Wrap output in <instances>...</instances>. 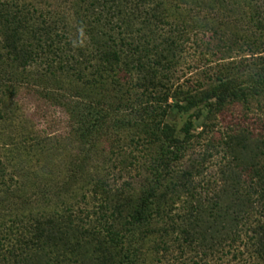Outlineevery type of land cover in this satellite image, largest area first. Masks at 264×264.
<instances>
[{"label":"trees","instance_id":"16d2710c","mask_svg":"<svg viewBox=\"0 0 264 264\" xmlns=\"http://www.w3.org/2000/svg\"><path fill=\"white\" fill-rule=\"evenodd\" d=\"M49 1L0 0V264H144L148 248L160 260L169 234L204 254L227 246V264L244 254L264 264V162L259 171L252 162L246 171L225 167L221 194L207 203L192 185L198 161L183 164L199 137L190 131L193 118L210 131L218 115L264 97V7L258 0ZM192 30L229 33L221 43L228 48L238 31L255 34L261 49L171 91ZM22 90L66 114L59 160L46 145L51 137L26 125ZM169 94L173 104L162 105ZM191 109L177 130L173 119ZM231 130L229 149L253 145L246 126ZM31 153L40 158L34 166ZM116 177L120 185L111 183Z\"/></svg>","mask_w":264,"mask_h":264},{"label":"rangeland","instance_id":"374dc122","mask_svg":"<svg viewBox=\"0 0 264 264\" xmlns=\"http://www.w3.org/2000/svg\"><path fill=\"white\" fill-rule=\"evenodd\" d=\"M49 2L57 5L56 1L51 0ZM255 5L261 8L264 7V0L256 1ZM193 31L184 38L181 48H179V58L174 68L171 91L178 86L186 88L189 85H196L198 83L196 81L214 72L220 64L230 61H244L245 57L251 55L252 52L261 49L260 40L262 39L257 38L255 34L238 31L237 42L232 44L231 48H228L227 46H221V43L228 38L229 33L220 37L211 35L208 31ZM251 41L255 44L252 45ZM217 43H219V46ZM260 54H264V52L261 51ZM169 95L168 99L162 102V105H165V103L173 104L174 98H172V94ZM18 100L28 120L26 125L42 138L51 137L46 145L53 149L54 160H59L60 155L58 154L65 151L68 144L66 138L68 131L67 118L64 111L48 100L25 90H22L19 94ZM193 111L194 109H191L188 113L178 114L173 119L174 127L177 130L180 129L183 122L189 118V114ZM192 121L194 125L190 131L193 135H199V137L196 138L197 141L195 140L194 148L183 158V164L184 167H187L193 161H198L200 172L193 178L192 185H194V192L200 196V199L205 200L204 203H207L209 198L214 197V194H221L223 186L221 182L222 170L225 167L227 169L230 166L234 169L237 167L238 170L246 171L245 165L252 162L256 165L257 171L261 170L264 162V156L261 154L264 148L260 144L264 139V97L254 98L246 104L234 106L218 115L212 122L210 121V131L202 127L200 119L193 118ZM236 124L237 126H246L251 130L253 145L250 148L232 147L229 149L223 144L227 135L233 134L231 129ZM9 128L12 130V127ZM9 128L7 127V129ZM244 134L240 133L241 136L239 135L238 139H245ZM28 159L29 163L34 166L40 158L35 153H31ZM131 173L134 175L135 172L132 170ZM257 175H259L257 172L254 173L252 182L258 180ZM137 178L139 179V177ZM137 178L135 177V179ZM123 179V177H116V180H111V183L120 185ZM246 181L249 180L246 178ZM207 205H210V203ZM181 209L182 205H180L178 211H181ZM204 224L205 226L210 225L207 220ZM183 237L176 238L175 234H169L166 237V245L161 250L162 254L158 255L159 261L154 257L151 249L148 248L145 252L146 260L144 264H227L229 262L231 254L228 253L227 246L224 247L222 252L210 254L207 251L208 254H204L201 248L188 246L187 242H183ZM156 240L151 239L148 245L153 247ZM246 257H248L247 254L242 257L239 256L238 264H253V260Z\"/></svg>","mask_w":264,"mask_h":264}]
</instances>
